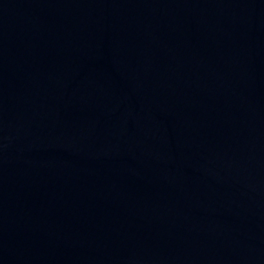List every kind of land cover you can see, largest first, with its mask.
Returning <instances> with one entry per match:
<instances>
[{
    "label": "water",
    "instance_id": "95a60500",
    "mask_svg": "<svg viewBox=\"0 0 264 264\" xmlns=\"http://www.w3.org/2000/svg\"><path fill=\"white\" fill-rule=\"evenodd\" d=\"M0 264H264V0H0Z\"/></svg>",
    "mask_w": 264,
    "mask_h": 264
}]
</instances>
